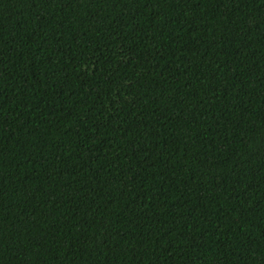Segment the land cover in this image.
Instances as JSON below:
<instances>
[{
	"label": "trees",
	"instance_id": "1",
	"mask_svg": "<svg viewBox=\"0 0 264 264\" xmlns=\"http://www.w3.org/2000/svg\"><path fill=\"white\" fill-rule=\"evenodd\" d=\"M0 264H264V0H0Z\"/></svg>",
	"mask_w": 264,
	"mask_h": 264
}]
</instances>
